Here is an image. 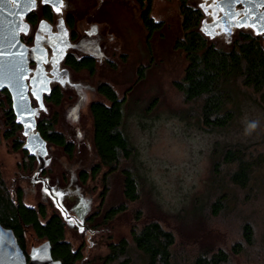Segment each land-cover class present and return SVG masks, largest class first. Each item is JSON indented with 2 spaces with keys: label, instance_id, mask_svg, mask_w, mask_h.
<instances>
[{
  "label": "rangeland",
  "instance_id": "1",
  "mask_svg": "<svg viewBox=\"0 0 264 264\" xmlns=\"http://www.w3.org/2000/svg\"><path fill=\"white\" fill-rule=\"evenodd\" d=\"M202 11L199 29L217 46L227 48L239 31L264 38V5L256 15L249 0H188ZM14 7L28 5L18 18V30L28 48L29 94L36 120L56 118V129L73 141L69 156L62 147L22 129L18 136L37 156L34 169L24 165L22 150L13 149L12 139L2 136L6 116L0 90V170L15 197L23 190L27 205L47 207L48 217L61 215L66 222V239L74 250L81 249L80 264H102L109 243L126 237L133 264H147L135 248L131 227L139 222L159 220L175 232L174 253L178 264H189L200 251L230 248L244 242L242 225L249 221L256 230V242L232 257V264H264V178H253L241 188L230 179L231 163L224 152L241 147L247 153L264 149V108L253 100L242 102L241 112L221 130L206 129L199 121L198 101L188 102L174 86L188 63L184 50L175 47L183 35L180 0H154L152 16L162 21L161 30L149 35L136 0H11ZM49 5L53 18L43 14ZM59 8V11L56 9ZM34 12L32 22L28 14ZM73 18L74 27L68 19ZM69 53L91 55L94 73L75 70L66 63ZM143 69L144 75L139 71ZM111 84L120 97L126 96L123 131L134 147V156L120 167L131 169L139 180V199L124 196V175L108 173L94 144L90 110L93 101L105 100L97 88ZM62 99H47L54 87ZM256 122L254 129L246 128ZM216 165V167H214ZM218 168V169H216ZM87 173L86 180L80 176ZM263 174V173H262ZM105 193V198L102 196ZM223 200L214 215L213 206ZM126 204V210L109 223L86 221L95 211ZM26 249L39 245L32 229L25 232Z\"/></svg>",
  "mask_w": 264,
  "mask_h": 264
},
{
  "label": "trees",
  "instance_id": "2",
  "mask_svg": "<svg viewBox=\"0 0 264 264\" xmlns=\"http://www.w3.org/2000/svg\"><path fill=\"white\" fill-rule=\"evenodd\" d=\"M140 6V16L148 34L151 36L161 30L162 21L152 16L154 0H136ZM181 1L183 16V35L175 42V47L185 51L188 63L181 79L174 81V86L184 95L186 101H198L199 121L206 129H225L241 112L242 102L253 100L264 108V38L247 31H239L227 48L219 47L206 38L199 29L202 11L194 7L188 0ZM43 14L53 18L49 5H44ZM32 22L37 20L34 12L28 14ZM74 27L73 18L68 19ZM66 63L75 70H88L94 73L96 60L91 55L81 57L69 53ZM144 75L143 69L139 71ZM98 92L105 100L93 101L90 110L94 125V144L100 162L91 173L95 176L102 166L108 167L109 173L118 172L121 163L134 156V147L123 131L125 103L127 97H120L116 89L107 82L98 85ZM5 99L2 109L6 116V127L2 136L12 139L13 149L22 150L24 165L34 169L37 156L25 146L18 133L24 129L15 114L9 91L3 89ZM47 99L60 104L62 92L57 86L52 89ZM56 118H45L37 121L36 131L45 140L62 147L69 156L73 155L74 143L56 129ZM1 137V134H0ZM225 162L231 163V182L241 188L250 186L253 178L260 174L264 178V149L257 153H247L241 147H230L224 152ZM216 167V165L214 166ZM218 169V168H216ZM124 175V196L127 201L139 199V180L131 169L122 168ZM258 173V174H257ZM263 173V174H262ZM80 176L86 180L87 173ZM105 193L102 196L105 198ZM23 190L19 187L15 197L10 193L0 170V222L12 228L25 252V232L32 229L43 241H50L54 259L62 264H80L84 256L81 249L74 250L66 239V222L59 214L48 217L47 207L27 205L23 200ZM223 200L214 203L213 213L218 215L223 207ZM126 210V204L111 206L105 212L95 211L86 217V221L97 222L98 217L109 223L117 215ZM132 243L146 257L147 264H178L174 253L177 237L174 231L166 228L159 220L139 222L131 227ZM256 230L253 223L247 221L242 225L244 242L235 243L230 250L223 247L208 248L200 251L189 264H232V257L243 253L246 245L256 242ZM34 246V245H33ZM102 264H133L130 254V241L123 237L109 243V251L101 256Z\"/></svg>",
  "mask_w": 264,
  "mask_h": 264
},
{
  "label": "water",
  "instance_id": "3",
  "mask_svg": "<svg viewBox=\"0 0 264 264\" xmlns=\"http://www.w3.org/2000/svg\"><path fill=\"white\" fill-rule=\"evenodd\" d=\"M248 3L252 12L257 15L260 7L264 5V0H249ZM28 7L22 6L21 3L19 7H14L11 0H0V90L9 91L15 114L27 132L32 128L36 129L37 120L27 82L30 62L28 48L21 38L17 24L19 16L26 14ZM34 135L31 134V137L34 138ZM39 137L42 138L40 135ZM0 264H62V262L52 256L51 243L48 240L32 246L27 254L14 230L0 222Z\"/></svg>",
  "mask_w": 264,
  "mask_h": 264
},
{
  "label": "clouds",
  "instance_id": "4",
  "mask_svg": "<svg viewBox=\"0 0 264 264\" xmlns=\"http://www.w3.org/2000/svg\"><path fill=\"white\" fill-rule=\"evenodd\" d=\"M256 127V122H251L248 124L247 128H246V131L249 130V129H254Z\"/></svg>",
  "mask_w": 264,
  "mask_h": 264
},
{
  "label": "bare ground",
  "instance_id": "5",
  "mask_svg": "<svg viewBox=\"0 0 264 264\" xmlns=\"http://www.w3.org/2000/svg\"><path fill=\"white\" fill-rule=\"evenodd\" d=\"M34 130H35V128L30 129V131H28L29 134H33Z\"/></svg>",
  "mask_w": 264,
  "mask_h": 264
},
{
  "label": "snow or ice",
  "instance_id": "6",
  "mask_svg": "<svg viewBox=\"0 0 264 264\" xmlns=\"http://www.w3.org/2000/svg\"><path fill=\"white\" fill-rule=\"evenodd\" d=\"M45 2H47V0H45ZM56 10L59 11V8H57Z\"/></svg>",
  "mask_w": 264,
  "mask_h": 264
}]
</instances>
